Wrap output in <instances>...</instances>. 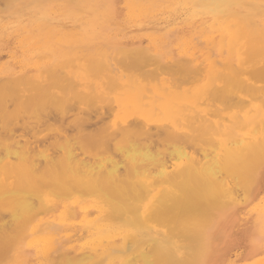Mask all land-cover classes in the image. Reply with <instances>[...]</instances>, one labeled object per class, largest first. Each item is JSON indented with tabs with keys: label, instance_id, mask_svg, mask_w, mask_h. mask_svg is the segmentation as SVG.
Instances as JSON below:
<instances>
[{
	"label": "bare ground",
	"instance_id": "bare-ground-1",
	"mask_svg": "<svg viewBox=\"0 0 264 264\" xmlns=\"http://www.w3.org/2000/svg\"><path fill=\"white\" fill-rule=\"evenodd\" d=\"M178 1L162 26L149 9L166 14L172 0H0V58L15 56L2 28L10 18L26 27L24 43L41 31L34 47L47 60L37 78L24 60L4 65L2 124L13 130L19 114L49 105L63 112L68 94L88 107L108 101L112 117L108 134L84 133L75 117L78 147L59 142L54 154L5 145L0 247L20 241L36 264H264V212L246 211L264 193V0ZM66 43L84 61L68 72ZM140 136L157 137L155 150ZM87 153L108 155L91 163ZM76 222L89 231L73 245L62 237Z\"/></svg>",
	"mask_w": 264,
	"mask_h": 264
},
{
	"label": "rangeland",
	"instance_id": "rangeland-1",
	"mask_svg": "<svg viewBox=\"0 0 264 264\" xmlns=\"http://www.w3.org/2000/svg\"><path fill=\"white\" fill-rule=\"evenodd\" d=\"M172 6L175 7L173 9H170V11L172 12H167L166 14L164 13V9L161 7H158L156 6L155 9H149V13H151L150 15H156L158 16V20L157 22L160 21V25L162 26H165L167 21L165 22L163 19L165 18H169L175 11V10H181L182 9V5L181 3L178 1V0H172ZM177 8V9H176ZM160 9V10H159ZM182 13L179 14V17H182L185 13V11H181ZM1 14V18L4 17V13H0ZM6 16V14H5ZM5 19V23L4 25L2 26V28L4 29L5 33L7 34V39L10 40V43H8L9 46L12 45V47L14 48V52H15V56L13 55H7V53L5 52L4 56H2L0 58V80L2 83V79H6L7 76L6 73H5V66L6 64H13L15 63L16 66H18L20 63L17 61L19 60H24V66L27 67L30 72V75L33 76L34 78H37L38 75H39V72L43 70L42 66H43V61H47V60H44V59H41L39 58V56H41V54L37 53L38 51L35 49V45L36 44H39V43H42L44 41L41 40V31L40 30H36V27L35 28H31L30 29V32H31V39L30 38H27L29 41H27V43H24L23 39L25 37V35H27V30H24L26 27L21 24V27H17L15 23H13V21H10V18ZM27 21V20H26ZM169 23V21H168ZM18 25V24H17ZM33 29V30H32ZM72 29V28H70ZM186 31L187 30H191L190 28H184ZM36 30V31H35ZM166 31V30H164ZM164 31H162L161 33H164ZM17 32V33H16ZM27 34H26V33ZM40 32V33H39ZM147 32V31H146ZM14 36V37H13ZM21 37V38H19ZM10 38V39H9ZM26 38V37H25ZM22 39V41H21ZM44 39V38H43ZM41 40V41H40ZM17 43H16V42ZM15 42V43H14ZM21 42V43H20ZM142 45L144 46H147L150 44V39L149 37H145L144 40L142 41ZM19 44V45H18ZM22 44V45H21ZM30 46L31 49H33L32 53H29V56L27 58H24L26 52L24 49H28V47ZM22 47V48H21ZM72 45L69 44V43H66V46H65V50L68 54H66V58L68 59L67 63L66 60H65V64L67 63V67H64L63 66V69H60V71H73V70H76L78 68V65L79 62L81 63H84L83 60H79L77 59V56H74V53H72ZM201 49H202V46L198 47L195 52V54L198 56L199 60L202 61L203 59V55H201ZM68 50V51H67ZM71 52V54H70ZM39 55V56H37ZM36 56V57H35ZM69 57L71 58V62H70V59ZM75 57V58H74ZM74 60H75V65H74ZM8 61V62H7ZM6 62V63H5ZM72 63V64H71ZM22 65V64H20ZM147 67H144L146 69H154V66L149 64L146 65ZM24 67V68H25ZM143 68V67H142ZM143 68V69H144ZM42 69V70H41ZM44 80V79H43ZM51 80V79H50ZM48 82V80H47ZM26 87V86H24ZM23 85H22V88H24ZM20 88V89H22ZM27 88V87H26ZM1 94H5L4 92L1 93ZM70 97V94H68V97L65 99L66 102H67V107L66 109L62 112L61 110H57L55 107L51 106L48 108H51V109H47L46 111L42 112L40 117H33V116H27L26 114H22L21 115L19 114V121H17L13 127H14V132L12 133L13 130H10L8 126H4L2 124V118L0 117V153H3L4 151V147L5 145H11V147L13 148H18V149H26L25 150H29V151H34V152H41L44 150V152L48 153V154H54V153H57L55 152L57 149V143L59 142H62L63 144H65L66 146H68L69 144H72L73 147H78V145L76 143H74V141L72 140L73 136H75L76 134H78L80 129L82 128H77V122L79 123L81 118H83L81 121L82 123H85V126H84V133H87V132H96V131H104L106 134L109 128V125L111 124V121L112 120V117H111V112L109 110L108 107H106L108 105V101H102V100H99V101H96L94 104H93V107H88L86 106V103L83 102L82 104L78 105L76 103V101H72L71 99L68 100V98ZM104 102V104H103ZM11 103V104H10ZM97 103V104H96ZM8 106L12 105V102L8 99V103H6ZM84 104V105H83ZM100 106H99V105ZM105 106H103V105ZM70 105V106H69ZM69 106V107H68ZM78 107V108H77ZM93 108V109H92ZM102 108V109H101ZM108 108V109H107ZM53 109V110H52ZM70 109V113H66L68 112ZM74 109V111H73ZM79 109V110H78ZM104 109V110H103ZM106 109V110H105ZM68 110V111H67ZM76 110V111H75ZM102 110V112H101ZM82 111V112H81ZM104 111V112H103ZM75 112V113H74ZM87 112V113H86ZM97 112V113H96ZM110 112V113H109ZM1 113L2 111H0V116H1ZM51 113V114H50ZM66 113V114H65ZM81 113V115L79 114ZM90 113V114H89ZM105 113V114H104ZM49 114V115H48ZM61 114V115H60ZM63 114L67 115L68 116H63ZM74 114V117L72 118ZM102 114V115H101ZM109 116H108V115ZM54 115V116H53ZM57 115V116H55ZM60 115V116H59ZM88 115V116H87ZM102 117H101V116ZM105 115V116H104ZM21 116V117H20ZM46 116V117H45ZM83 116V117H82ZM91 116V117H90ZM43 117V118H42ZM46 119H45V118ZM76 117V119H80L78 121H76L74 118ZM96 117V119H95ZM111 117V118H110ZM18 118V117H16ZM40 118V119H39ZM48 118V119H47ZM56 118V119H55ZM65 120H64V119ZM72 118V119H70ZM90 121H89V119ZM42 119V121H41ZM59 122H58V120ZM61 119V120H60ZM109 119V120H108ZM49 120V121H48ZM53 120V121H52ZM72 120L74 122H72ZM84 120V121H83ZM93 120V121H92ZM100 120V121H99ZM105 120V121H104ZM33 123H32V122ZM39 121V122H38ZM49 123H47V122ZM87 121V122H86ZM98 121V122H97ZM105 123H103V122ZM110 121V122H109ZM14 122V121H13ZM30 122V123H28ZM54 124H53V123ZM72 122V123H71ZM76 122V123H75ZM65 123V124H64ZM94 123H97V125H95ZM99 123V124H98ZM110 123V124H108ZM43 124V125H42ZM51 124V125H50ZM93 124V125H92ZM34 125V126H33ZM38 125V126H36ZM48 125V126H46ZM69 125V126H68ZM2 126V127H1ZM42 126V127H41ZM57 126V127H56ZM59 126V127H58ZM79 126V125H78ZM102 126V127H101ZM28 127V128H27ZM34 127V128H33ZM36 127V128H35ZM45 127V128H44ZM63 127V128H62ZM73 127H75L73 130ZM26 128V129H25ZM58 128V129H56ZM92 128V129H91ZM94 128V129H93ZM100 128V129H99ZM4 129V130H3ZM65 129V130H64ZM67 129H69L68 132ZM2 130V131H1ZM16 130V131H15ZM24 130V131H22ZM26 130V131H25ZM28 130H31V131H28ZM36 130V131H35ZM47 130V131H46ZM6 131V132H5ZM21 131V132H20ZM27 131L28 133L29 132H32L31 136L29 134H27ZM44 131V132H43ZM76 131V132H75ZM4 132V133H3ZM8 132V133H7ZM24 132V133H22ZM61 132V133H60ZM20 133V134H19ZM53 133V134H52ZM24 134V135H23ZM26 134V135H25ZM19 135V136H18ZM23 135V136H22ZM29 135V136H28ZM40 138H39V136ZM41 135H43L41 137ZM52 135V136H51ZM59 135V137H58ZM16 136V137H15ZM18 136V137H17ZM24 137V138H23ZM33 137V139H29ZM53 137V138H51ZM56 137V138H55ZM61 137V138H60ZM65 137H68V139H66ZM141 138L139 140H137L142 146H145L143 145V141H147L146 142H150L151 144V149L155 150V147L156 145L158 144V138L157 137H153V138H145L144 136H140ZM14 138V139H13ZM22 140H21V139ZM43 138V139H42ZM47 138V139H46ZM63 138V139H62ZM144 138V139H143ZM19 139V142L16 140ZM25 141H24V140ZM50 139V140H49ZM55 139V140H54ZM59 139V140H58ZM146 139V140H145ZM6 140V141H4ZM13 140L15 141L13 143ZM38 140V141H37ZM52 140V141H51ZM68 140V142H67ZM143 140V141H142ZM154 140V141H153ZM43 141V143H42ZM58 141V142H57ZM152 141V142H151ZM7 142V143H6ZM148 142V143H149ZM38 143H40V145H38ZM48 143V144H47ZM54 143V144H53ZM113 143V142H112ZM111 143V150H110V153L112 154V158H114L116 161L118 162H121L122 161V155L121 154H117V151H115L113 149V144ZM15 146V147H14ZM45 147V148H44ZM32 148V149H31ZM35 148V149H34ZM39 148V149H38ZM39 150V151H38ZM79 151V150H78ZM114 151V152H113ZM116 152V153H115ZM103 155L105 156H102V157H98L97 155H93V153H87V159L91 162V163H96L98 161L102 159H104V157H107L108 153H103ZM121 156V157H120ZM81 157L83 158L84 156L81 155ZM80 157V158H81ZM118 157V158H117ZM36 161H35V159ZM44 157L42 156H39V155H34L32 157V159H34L35 162L37 163H44L45 159L43 160ZM122 158V159H121ZM38 160V161H37ZM122 171V170H121ZM264 177V175H263ZM33 201L35 202L36 199L33 198ZM36 203V202H35ZM246 211H250V214L247 215L249 216V218H251V220H253L258 212H264V193L263 195L261 196V198L254 204H251L248 206V209H246ZM5 215L9 214L7 213L8 210H4L3 211ZM1 224H2V221L0 220ZM12 224L15 222L12 221ZM13 224V225H14ZM70 229V230H69ZM69 229H65V231L63 232V239L65 238H69L71 237L72 240H75L74 242H72L73 245H75L76 243V239H79L80 237H82V235H84V239L86 238L87 239V235H88V231H89V226L87 225H84V224H81V223H78L76 222L74 225H71L69 227ZM71 231V232H70ZM83 239V240H84ZM85 239V240H86ZM21 246L23 247V244L20 243V241H15L13 242V245L12 246H8L5 245V246H2L0 247V259H3V257L5 258L4 260H1L0 261V264H36L37 263V259L35 257V255L32 254V256L29 257L28 260H25V256L22 254L21 252ZM11 247V248H10ZM79 247V245H78ZM92 247H90V245H86L84 248L80 249V250H77V252L74 251V254H77L75 255V257L78 259L79 256L83 253V252H88L89 250H91ZM10 250V251H9ZM93 251V250H92ZM3 253V255H2ZM14 253V254H13ZM7 254V255H6ZM5 255V256H4ZM10 255V256H9ZM23 255V256H22ZM9 256V257H8ZM22 256V257H21ZM24 257V258H23ZM36 259V260H35ZM21 261H25V262H21ZM94 260H92L89 264H95V262L93 263ZM132 263L130 264H135L137 261H131ZM135 262V263H133ZM43 263H46V264H56L57 263V259L55 258H52V261L49 260V262L47 261V259H45V261ZM138 263V262H137ZM136 263V264H137ZM237 264H246V261L243 260V259H238L237 261Z\"/></svg>",
	"mask_w": 264,
	"mask_h": 264
}]
</instances>
